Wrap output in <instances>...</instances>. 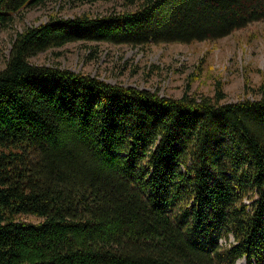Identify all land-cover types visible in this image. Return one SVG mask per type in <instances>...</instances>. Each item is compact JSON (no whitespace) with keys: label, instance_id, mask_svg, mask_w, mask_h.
I'll list each match as a JSON object with an SVG mask.
<instances>
[{"label":"trees","instance_id":"1","mask_svg":"<svg viewBox=\"0 0 264 264\" xmlns=\"http://www.w3.org/2000/svg\"><path fill=\"white\" fill-rule=\"evenodd\" d=\"M49 1L0 0V29ZM124 2L135 9L50 15L11 43L0 264H264V98L222 102L219 80L174 98L29 60L74 41H214L264 21V0Z\"/></svg>","mask_w":264,"mask_h":264},{"label":"rangeland","instance_id":"2","mask_svg":"<svg viewBox=\"0 0 264 264\" xmlns=\"http://www.w3.org/2000/svg\"><path fill=\"white\" fill-rule=\"evenodd\" d=\"M134 9V4H126L124 0L73 4L50 0L44 6L23 9L14 14L12 23L0 29V70L6 64L16 33L26 26L47 21L50 15L66 19L81 13L109 15ZM29 60L174 98L182 96L188 88L190 95L213 96L215 82L219 80L225 94L222 102L245 98L259 100L264 98V92L259 88L264 82V21L250 23L214 41L171 42L146 47L74 41L41 51ZM250 199L245 198V201ZM21 217L33 223L39 221L30 214ZM220 241L231 243L234 239L229 235L226 242ZM239 259L245 264L244 258Z\"/></svg>","mask_w":264,"mask_h":264},{"label":"bare ground","instance_id":"3","mask_svg":"<svg viewBox=\"0 0 264 264\" xmlns=\"http://www.w3.org/2000/svg\"><path fill=\"white\" fill-rule=\"evenodd\" d=\"M236 264H243L242 260H238Z\"/></svg>","mask_w":264,"mask_h":264},{"label":"built area","instance_id":"4","mask_svg":"<svg viewBox=\"0 0 264 264\" xmlns=\"http://www.w3.org/2000/svg\"><path fill=\"white\" fill-rule=\"evenodd\" d=\"M220 240H222V239H220ZM221 242V241H220Z\"/></svg>","mask_w":264,"mask_h":264}]
</instances>
